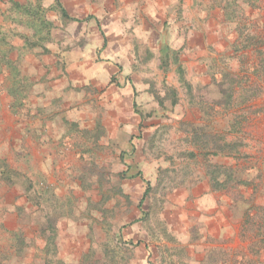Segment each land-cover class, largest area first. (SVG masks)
<instances>
[{
	"label": "rangeland",
	"instance_id": "rangeland-1",
	"mask_svg": "<svg viewBox=\"0 0 264 264\" xmlns=\"http://www.w3.org/2000/svg\"><path fill=\"white\" fill-rule=\"evenodd\" d=\"M227 6L208 16L209 30L195 37L203 54L191 50L183 58L177 51L184 84L172 56L166 66L141 64L150 74L141 79L148 89L136 97L143 123L132 143L120 137L133 147L131 155L125 143H98L104 129L96 126L73 128L74 139L54 154L35 140L25 159L24 122L4 120L0 264H264V0H227ZM169 35L167 42L181 33ZM9 68L15 97L28 96L32 78L23 63ZM167 88L175 91L174 105ZM35 121L30 130L38 136ZM204 132L209 150L216 140L224 151L206 154ZM5 170L14 172L12 180L2 176ZM199 185L230 202L220 208L230 230L223 240L219 229L209 232L213 216L190 204L187 192ZM51 219L55 252L51 245L46 250L42 234Z\"/></svg>",
	"mask_w": 264,
	"mask_h": 264
},
{
	"label": "crops",
	"instance_id": "crops-1",
	"mask_svg": "<svg viewBox=\"0 0 264 264\" xmlns=\"http://www.w3.org/2000/svg\"><path fill=\"white\" fill-rule=\"evenodd\" d=\"M13 1L39 6L50 30L49 42L43 43L47 51L27 49L20 36L32 35L31 19L21 23L12 20L16 17L8 11V0H0V33H13L0 38V126L9 125L4 120L21 118L28 144L22 150L25 159H30L28 146L35 140L43 145L42 150L54 154L60 143L74 139L76 127L89 131L96 126L104 129L98 143H125L124 154L131 155L133 147L120 137L132 143L143 123L141 112L133 108L136 97L148 89L141 79L150 74L142 72L141 64L161 63V58L169 59L174 49L180 50L183 58H190L191 50L192 56L199 57L203 51L195 37H203L209 30L208 16L224 14L228 7L227 0ZM174 31L181 35L167 42ZM19 63H23L32 83L28 96L20 92L18 99L17 78L9 67ZM32 120H36L33 127L38 128L39 138L31 134ZM187 193L192 197L188 198L190 204L213 216L207 222L215 225L210 233L219 229L215 234L221 240L230 235L225 216L220 214V208L230 202L217 199L206 185ZM173 203L183 201L176 198ZM181 216L185 218L184 213Z\"/></svg>",
	"mask_w": 264,
	"mask_h": 264
},
{
	"label": "trees",
	"instance_id": "trees-1",
	"mask_svg": "<svg viewBox=\"0 0 264 264\" xmlns=\"http://www.w3.org/2000/svg\"><path fill=\"white\" fill-rule=\"evenodd\" d=\"M8 11L11 13H13V15L16 18H12V20L17 21L19 23H21L23 21V19L25 20H29L31 19V26H33V32L31 36H20L23 41H24V45L27 49H32V48H41L44 51H47L46 48L44 47L43 43H47L50 40V30H49V24H47L44 20V17L42 15V12L40 10L39 6H31L29 4H25V5H20L16 2H14L13 0H8ZM62 15L65 17V14L62 13ZM28 23V22H26ZM169 51V49H168ZM172 57L171 60L174 62L175 66H176V72L177 75L179 77V80L181 83L184 84V72L182 67L180 66V64L178 63V59H177V52L172 51ZM166 59L168 58H161V66H166ZM167 93L173 98V102L172 105L176 104V99H175V91L172 89L167 88ZM133 108L136 110V106L135 104H133ZM199 138L203 139V143L205 145H202L206 154H210L209 151H214V149H216L217 151H224L223 147L219 146V142L214 140V143L211 147V149L209 150V144H210V136L208 133L204 132L202 136H200ZM6 173V174H5ZM5 173H2V176L4 178L10 179L13 177L14 172L12 171H6ZM213 189H218V186H212ZM56 226H55V221L54 219H51V221H46L45 225L43 226L42 229V234L46 239V250H48V246L51 245L53 248V251H56V244H55V240H56V232H55ZM46 230H48L49 235L46 236ZM128 243H131L130 241Z\"/></svg>",
	"mask_w": 264,
	"mask_h": 264
}]
</instances>
